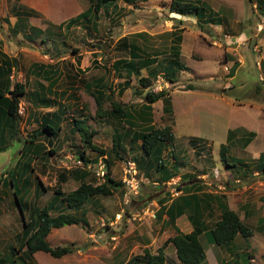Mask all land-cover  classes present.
<instances>
[{
	"label": "rangeland",
	"instance_id": "obj_1",
	"mask_svg": "<svg viewBox=\"0 0 264 264\" xmlns=\"http://www.w3.org/2000/svg\"><path fill=\"white\" fill-rule=\"evenodd\" d=\"M52 1L55 2V0ZM77 1L85 9L88 7L89 0ZM205 1L207 7L217 11L222 19L221 24L197 23L194 17L171 12V0H113L106 11L102 9L99 12L97 32L87 30L85 23L83 25L77 23L70 29H63V35H58L60 34L57 27L59 23L50 22L42 18L40 14L33 17L34 19L31 17L32 24L29 23V18L25 19L22 23V29L25 32L31 31L30 26L45 29L48 24L53 23L51 30L57 35L48 37L44 42L41 41L42 36L30 42L22 35H19V40L11 33L13 36L10 37L6 51L18 58V67L12 73L11 81L23 84L29 92H32L33 88L38 90V85H35L36 78L27 73V66L33 62L43 65L57 62L58 85L53 90L55 94L51 93L50 96L56 100L57 105L60 103L67 107L60 121L62 130L58 137L52 139L51 135H44L45 137L36 139L35 143H42L44 152L48 151V139H51L49 144H53L66 134L70 135L69 129L72 126L70 120L83 116L86 118V124L98 132L95 144L109 151L112 135L123 123L97 114L95 99L85 89L84 83L90 82L96 76L104 78L105 85L102 87L106 88L108 98L102 102V110H109L112 101L120 102L127 107L140 106L145 102L144 93L147 89L138 85V77L140 74L146 76L147 68H143L139 75H132L131 87L121 95L117 92L110 95L111 90L122 80L114 74L112 63L120 58L129 59L128 49L119 48V41L122 37H129L130 41L137 43L143 49H156L157 59L164 65L165 59H169L170 55L168 46L170 36L166 33L174 27L183 28L180 30L182 31L180 61L185 69L176 73L175 83L172 84L163 79L162 69L159 68L157 78L153 80L152 87L149 89L154 91L168 89L171 97L175 152L169 151V147L165 149L163 154L166 159L165 164L168 170L178 169L176 172V175L180 176L178 186L196 181V179L193 180V176H197L201 171L192 167V159L189 160V155H184V152H187V140L192 136L207 137L209 140H205L204 152L200 153V156L194 155L193 160L199 161L200 164L214 163L213 168L217 169V173H213L216 170L213 169L208 176H202L203 179L200 180L209 183L207 187L211 190L217 189V192H220L215 184H222L224 180L231 179L228 173L232 174L233 171L220 159L221 143L229 144L227 155L244 158L252 152L244 149L243 136L246 135V130L242 126L254 124L258 128L253 126L250 128L256 130L259 135L263 134L261 130H264V46L258 42L264 36V16L259 13L255 0ZM0 14L1 37L8 42L6 36L8 24L6 25L3 18H8L11 13L6 12L5 7L2 6ZM134 34L137 35L132 39L131 36ZM212 34L217 37L212 38ZM236 42L239 44L238 47ZM73 49L76 51L74 52ZM93 60L97 61L96 66L91 65ZM260 63L262 66H259ZM233 65L235 71L230 78L229 69ZM43 84L45 85L46 82L43 81ZM135 89L140 92L134 91ZM41 92L42 99L45 97L52 100L48 92ZM28 99L29 97L26 96L20 99L19 105L25 108V115L14 120L16 134L9 129L5 134L6 148L0 152V177L10 170L13 172V166L19 162L18 159L29 160L27 159L29 153L23 156L20 154V149L23 143H26L25 140H31L34 130L39 126L40 117L51 107L42 103L38 107L33 104L30 117L25 123L31 108V101ZM162 105L161 100L153 104L152 120L157 127L171 123L163 115ZM261 107L263 110L260 109ZM55 109L56 107H52V110ZM46 114L45 117H51V113ZM51 118L56 120L60 117ZM50 124L52 125V122ZM236 127L239 130L235 136L231 140L227 139L228 128ZM119 129L124 131L125 127ZM79 144V137L75 135V138L67 142L63 141V145L59 148L63 146L64 150L58 153L46 152V158L43 156L32 160L30 167L34 168L35 175L41 174L39 178L47 189L38 196L32 193L25 195L24 199L28 204L25 213L28 219L32 209L41 208L48 202L56 185L61 186L64 192L78 186L79 181L69 177L66 172L77 169L70 155L76 154V147L73 146ZM123 145L126 149L121 152V159L110 153H107L105 157L108 160L107 167L110 175L116 181L123 177V162L128 158L134 160L133 155L139 154L137 147L133 150L129 149L128 138L124 139ZM171 153L177 157L173 165ZM182 155H184L183 158ZM89 156L96 157V154L90 153ZM181 158L183 161L180 162ZM144 169L137 167V177L143 180L139 184L137 195H130L126 201L123 186L114 189L111 195H97L82 207L85 209L86 223L80 221L77 224L51 230L46 237L49 245L51 247L69 246L72 249L70 253L55 258L49 253L38 251L33 254L35 263L130 264L129 259L137 254H143L144 249L150 250L152 254L155 253L172 232L171 227H163L161 218H157V209L161 203L160 200L167 199L164 197L165 193L171 194L172 189L177 185L161 183L158 180V172L153 168ZM144 171L147 174H144ZM63 173L66 174L67 181L61 183L59 178ZM32 177L35 178L33 174ZM35 179L40 185L37 177ZM87 180L98 183L91 175L87 177ZM172 196L176 198L175 195L172 194ZM233 199L238 200L237 197ZM247 199H250V196H247ZM13 200L10 186L6 188L0 186V254L6 253L11 245L19 246L16 234L21 231L22 222L18 209L12 203ZM117 213H121L122 217L117 223L112 224ZM52 214L54 215L55 212L52 211ZM75 216L80 214L76 212ZM164 229L166 233H163ZM245 242L248 243L250 252L259 253V247L252 240L247 239ZM203 243H205L204 239ZM171 248H174L173 245ZM21 252H18V256ZM169 255L171 256L166 258L167 264H174L171 263L174 255L172 253Z\"/></svg>",
	"mask_w": 264,
	"mask_h": 264
},
{
	"label": "trees",
	"instance_id": "obj_2",
	"mask_svg": "<svg viewBox=\"0 0 264 264\" xmlns=\"http://www.w3.org/2000/svg\"><path fill=\"white\" fill-rule=\"evenodd\" d=\"M256 7L259 13L264 16V1L255 0ZM113 0H89L88 7L77 14L60 22L58 29L60 34L63 35V29H70L73 25L79 23L83 25L87 30L98 31V16L99 12L109 7ZM171 12L177 13L182 16L195 17L197 23H222V19L219 14L212 11L207 7L206 3L202 0H171L170 5ZM30 14H36L31 9L24 7L15 8L14 15L17 19L14 23V27L19 29L22 25V16H28ZM1 19V18H0ZM52 26L54 24H48L45 29L31 27L29 35H25V38L32 42L33 36L41 37V41L44 42L48 37L57 35L52 33ZM56 26V25H55ZM183 29V28H181ZM181 29L174 28L170 32L166 33L170 36L169 39V59H165V64L162 65L157 59L156 49H143L137 43L130 41L129 37H122L118 43L119 48L128 49L129 59L120 58L112 63L114 74L124 80L117 84V86L111 90V94L114 92L122 94L126 88L129 87L132 75H139L143 68L148 69L146 76L138 77V85L143 89H147L144 93V101L140 106H123L120 102H111V108L109 110L101 109L102 102L108 98L106 88L99 83L84 84L85 89L91 93L95 99L97 106V114L107 119H115L121 124L119 128H124L121 131L119 128L115 129L112 135V145L109 151L100 148L92 141L93 136L97 133L94 128H90L86 124V118L72 119V125L75 131L79 134L80 139L88 150L96 154L94 159L89 158L86 155V151L83 149L77 153L85 163L96 162L99 156L107 157V153L112 154L116 158L121 159V152L125 151L123 145L124 139L128 138L131 150L137 147L138 155H133V161L139 169L148 170L153 168L158 172V180L161 183L169 181L171 178L176 177V173L173 169L168 170L165 164L164 151L168 145L172 144L174 140V134L172 131L173 124V108L171 97L168 89H161L158 91L149 90L152 87L153 80L157 78L159 68L162 69V77L165 81L174 84L176 79V73L185 69V66L180 61V43L182 40ZM137 34L132 35V39ZM128 39V40H127ZM75 52L76 50L73 49ZM163 61V60H162ZM97 61L93 60L92 65H96ZM156 64V66H152ZM49 67V64H34V67H40L44 71V67ZM18 67V59L16 57H10L0 51V152L5 150V134L9 129L10 132L16 134L14 120L19 117L17 110L20 101V97L24 96V85L18 82L12 83L11 75L12 71ZM57 62L52 64V79L49 81L48 89L52 94H55L53 89L58 85L57 75L59 74ZM40 71V70H39ZM47 72H51L48 70ZM125 75V77L123 76ZM192 87V86H190ZM117 88V89H116ZM109 89H111L109 87ZM45 92V90H43ZM134 91L140 92L135 89ZM37 101V98H35ZM34 100V99H33ZM158 100L162 101V113L168 118L169 124H165L161 127H157L153 124L152 109L153 104ZM42 104L52 105L56 103L55 99L43 98ZM41 103V102H40ZM60 104V103H58ZM62 112H65V107L61 105ZM64 107V108H63ZM60 118L56 120L51 118H45L39 131L46 133V135L55 136L60 129L58 123ZM52 122V125L50 124ZM239 129H230L227 131V139H232ZM243 136V143L246 144L254 136L252 132H246ZM37 134H34L32 138H36ZM242 138V137H241ZM33 143L34 141H29ZM41 144L38 143L37 146ZM229 151V144L222 143L219 148L220 159L228 167L235 168L241 163L237 157L227 155ZM37 153V152H36ZM36 153L29 154L28 161H24L27 169H30L32 160L39 155ZM50 153H53L50 150ZM23 155H26L23 154ZM229 159V161H228ZM106 165L108 160L105 158ZM22 163V162H21ZM226 167V166H225ZM248 168V167H247ZM175 169V168H174ZM254 170L264 174V152H262L256 164L252 167ZM108 170V167H107ZM250 170L249 168L247 169ZM11 172V173H10ZM7 174H2L0 177V186L6 188L10 186L12 198L14 200V206L19 211L20 221L22 222L21 231L16 234V239L19 242V246L11 245L8 247L6 253L0 254V264H37L34 261L33 254L38 251L49 253L51 256L58 258L64 256L72 251L69 246H57L51 247L46 239L48 234L53 228H60L65 225L77 224L80 221L86 223L85 209L82 208L85 203L90 201L97 195L107 196L111 195L113 190L122 186L121 180L116 181L110 175H108L101 183H91L87 180L91 174L84 169H73L70 173L76 177L79 181L78 186L68 192L61 190L60 186L53 188L52 200L46 202L41 208H34L31 210L29 219L26 216L25 208H28L27 202L17 192V186L20 181L15 178V171L10 170ZM233 173V172H232ZM90 174V175H89ZM144 174H147L144 171ZM92 178V177H91ZM66 179V175L60 174V180ZM95 181V180H94ZM42 185L41 191H46V186ZM201 186V185H200ZM202 187L194 184H186L183 186H176V189L181 190V194L173 198L171 202L166 206L162 203L164 198L161 199L160 207L157 211V218H161L163 214L167 217V223H170L175 227L176 233L168 237L157 249L155 253H151L150 250L144 249L143 254H137L129 259L130 264H165V248L168 244L173 245L176 258L179 264H200L205 259V249L199 240V236L203 233L207 237L210 243L218 246L229 245L236 235H240L243 238H248L252 235L251 227L244 223L238 213L231 209L227 203L226 196L224 194L212 195L210 193L201 194L200 198L197 194ZM184 193V194H182ZM203 195V196H202ZM205 197H211L214 200L220 210L218 219L208 228L207 225L201 219V213L199 211V200ZM171 197L170 193L167 194V199ZM194 199L197 204H194ZM195 202V203H196ZM189 211L188 219L193 225L192 231L184 233L176 228L174 221L177 217L184 214L185 211ZM52 211L55 214H52ZM194 211V212H193ZM78 212L80 216H75ZM21 254L18 256V252ZM18 256V257H15Z\"/></svg>",
	"mask_w": 264,
	"mask_h": 264
},
{
	"label": "crops",
	"instance_id": "obj_3",
	"mask_svg": "<svg viewBox=\"0 0 264 264\" xmlns=\"http://www.w3.org/2000/svg\"><path fill=\"white\" fill-rule=\"evenodd\" d=\"M202 1L204 3H206L205 0H202ZM52 2H53L52 0H0V13H1V7L2 6L5 7L6 12L11 13V16H9L8 18H3L6 25L8 24V26H6V28H7L6 36L8 38V42L1 37V33H0V51L3 52L4 54H7L10 57H16L15 55H10L11 52L6 51L7 47H8V43L10 42L9 41L10 37H12L14 35L17 38H19V35H22L25 38V35L26 34L29 35L28 33H30V31L25 32L22 29L23 24L21 25V27L19 29H16L14 27V23L17 19V16L14 15V11H15V8H17V7L21 6V7H24L26 9H31V10L36 12V14H30L28 16H22L20 18L22 20V22L25 19L29 18L30 24H32L31 17H32V19H34L33 17H37V15H39V14L42 18H44L50 22L60 23L64 20H67V19L73 17V16H76L77 14H79L80 12L85 10L84 6H81L79 4V1H77V0H55V2H53V3ZM215 12H217V11H215ZM3 17H6V16H3ZM213 24L219 25V23H213ZM31 27H36V26H30L29 28H31ZM174 28H177V27H174ZM177 29H179V28H177ZM223 35H225V34H223ZM33 37H34L33 40H35V38H37L34 35H33ZM211 37L216 38L217 36L212 34ZM19 40H20V38H19ZM258 43H260L262 46H264V36L262 38H260ZM236 44H237L236 47H238V45H239L238 42H236ZM20 51H22V50H20ZM34 64H37V63L33 62L30 64V66H27V73H30L31 76L33 75V77L36 78L35 79V85H38V90L37 89L35 90V88H33L32 89L33 91L29 92L28 90H26V87L24 86V92H25L24 96L29 97L28 100L31 101V103H30L31 108L29 109V112L26 116L25 123H27V121L30 117V111L34 107V105H37V107H38V105H40V102L44 103V101H42L43 94L41 91L45 90V92H48L49 97H51V99H52V96H50L52 90L49 91V89L47 87L48 84L50 83L49 81L52 79V64L49 63V65H50L49 67L45 66L43 68L44 71L42 69H39L40 67H34ZM46 64H48V63H45V65ZM91 65H92V62H91ZM96 65H92V66H96ZM260 65L262 66L261 63L259 64V66ZM18 70H19V68H18ZM39 70L42 71V73H39ZM48 70H51V72H47ZM229 70L231 71L229 76H230V78H232L234 75L235 66L234 65L231 66V68ZM41 74H42V76H41ZM121 79L122 80L120 82H122L124 80V78H121ZM43 81L46 82L45 85L43 84ZM99 82H101V84H103V85L105 84V80L102 76H100V77L96 76V77L92 78V80L90 82H85L84 84H87V83L88 84H90V83L95 84V83H99ZM130 87H131V81H130V85L128 88H130ZM55 89H56V87L53 90H55ZM35 98H37V101H32ZM20 99H21V97H20ZM19 103H20V101H19ZM50 106H48V107H50L48 112L51 113V117H55V118L60 117V119L58 121V123L60 125V129L55 136L52 135V139H55L58 137V135L60 134V132L62 130L60 121H61L62 115H64L66 113L67 107L63 105L65 107V112H62L61 104L57 105V102H56L53 104V106L52 105H50ZM52 107H56V109L52 110ZM28 108H29V106H28ZM260 109L263 110L262 107ZM48 112H46V113H48ZM46 113L43 114L39 119V121H40L39 126H38L39 128H40V125L44 121V117L47 115ZM51 117L47 116L45 118H51ZM81 118H83V116ZM71 122H72V120H70V124L72 125ZM173 124H174V121H173ZM173 124H172V131H173ZM251 126H253L254 128H258L254 124H252V125L247 124L246 127L245 126H242V127H244L246 132H252L254 134V136L251 138V140L249 142H247L245 145L243 144L244 149L247 151L251 150L252 154L251 155L248 154L244 158H237L243 164H239L237 167L232 168L233 173L232 174L228 173V175L231 177V179L224 180V182L222 184H217V183L215 184V185H217L218 189H220V192H217V189L211 190L210 188L207 187V184H209V183H207L206 181L200 180V179H203V178H201L202 176H208L213 171V169H216V168H213L214 163L213 162H211V163L207 162L208 164L207 163L200 164L199 161L193 160V157H195L194 155L200 156V153L204 152V143L206 142L205 140H209V139L207 137H204V136L201 137V136L196 135V136H192V138H189L187 140V147H186L187 152H184V155L188 154L189 160L192 159V163H191L192 167L201 171L200 173L197 174V176H195V177L193 176V180L196 179V181H194V182L192 181L190 183V184H194V186L199 185V187H202L201 190L197 192L199 198H200L201 194H206V193H210L212 195L224 194L226 196L227 203H228L229 207L231 209L235 210L238 213V215L240 216V218L242 219V221L244 223L248 224L252 229V235L250 237H248L246 239L242 237L243 240L242 239L239 240V238L241 236L236 235V237L233 239V241L227 246H218L216 244L210 243L209 240H207V237L205 236V234L202 233L199 236V240L205 249V259L200 264H264V174L259 172L258 170L252 169V167L256 164V160L258 159L259 155L262 152H264V130L260 129L263 132V134L259 135L256 130L250 128ZM38 127H36V129L34 130V132L32 134V136L34 134H37V137L36 138L31 137V140H33L34 142L31 143V142H29L31 140H25L26 143H23L22 148L20 149L21 155H23L25 153L26 154L27 153L32 154V153L37 152L36 154H38L39 156L36 158H40L43 156H45V158H46V156H47L45 154L46 152L50 153V150H51L53 153H58V152L64 150V148H62L63 146L61 148H59L61 145H63V141L67 142L71 138H75V135H78L79 140H80V144H79L80 146L79 145L73 146V147H76V154L75 155H77L79 150L81 151L84 149L86 151V155L89 158H91V159L95 158V157L89 156V154L93 153V152H91L90 150L87 149V147L84 146V144L82 143V141L80 139L79 134L75 131L73 125L71 126V129H69L70 135L66 134L65 136H63L61 138V140L54 141L53 144H49V143H51V141H50L51 139H48V142H49V143H47L48 151L44 152L43 144L41 143L40 146H37V144L40 142L35 143L36 139H38L39 137H45L44 135H46L44 133H41L39 131ZM233 129H238V128L236 127ZM228 130H230V128H228ZM7 132H8V130L6 131V133ZM96 132H97V130H96ZM96 135H98V132L93 136L94 138H92V141L94 144L96 141L95 140ZM174 141H175V137H174L172 144L167 146V148L169 147L168 148L169 151L171 150V151L175 152V150H174V146H175L174 143L175 142ZM4 143L6 144V142H4ZM224 143H226V142H224ZM73 147H71V149ZM5 148H6V146H5ZM57 149H59V150H57ZM172 153H171V155H172ZM71 155H73V153ZM184 155H182V158L184 157ZM23 156H26V155H23ZM172 158H173V162H172V165H173V164H175L177 157L172 155ZM182 158L180 159V162L183 161ZM197 158H199V157H197ZM27 159H28V157H27ZM18 161L19 162L16 161L17 163L13 166V170L15 171V178H16V180L18 179L20 181L19 185L17 186L18 194H20L24 198L30 193H32L34 196H38V194H42L43 193L41 191L42 185L41 184L38 185V183H36V179H35L37 177V180L41 181V179L39 178V176L41 174L35 175L33 172L34 168H31V167H30V169L26 168L24 161H28V160L21 161V159H18ZM43 165L45 166L44 163H43ZM201 165H203V166H201ZM247 167L250 169L249 171L247 170L248 169ZM177 170L178 169H174V172L176 173ZM29 171H31V173ZM71 171L72 170H67L66 173H68L69 177L76 179V177L72 176V174L70 173ZM225 171L228 172L227 168H225ZM192 172H194V171H192ZM213 173H217V169ZM32 174L35 176V178L32 177ZM158 177H159V174H158ZM176 177L180 178V176H178V175H176ZM32 178H33V181H32ZM66 181H67V178L64 179L63 181L61 180V183L66 182ZM235 183H237V184H235ZM57 186L58 185H56V187ZM60 188H61V186H60ZM222 190H225V191H222ZM167 194L168 193H165V196H164L165 198H167ZM182 194H184V193H182ZM170 195L172 196V194H170ZM52 196H53V194H52ZM52 196L48 201L52 200ZM202 196H201V198H202ZM247 196H250V199H247ZM234 197H237L238 200L236 201L235 199H233ZM173 198H174V196H172L169 199H166L165 201L162 200V203L167 206ZM25 202H26V200H25ZM195 202H196V200L194 199L193 207L195 206L194 204H197V202L196 203ZM159 207H160V205H159ZM198 207L200 208L199 211H200L201 216H202L201 217L202 221L209 228L218 219L219 214H220V210L218 208L217 203L214 200H212L211 197H205V198H202L201 200H199V206ZM158 209H157V211H158ZM190 213L187 209V211H185L184 214L177 217L174 221L176 228H178L180 231H182L184 233H188V232L192 231V229H193V225L188 219V214H190ZM154 215H155V212H154ZM163 216H164V218H163ZM160 220H162L163 227L169 226L172 229V232L170 235H168V237H170L176 233L175 227L172 226L170 223H167V217L165 214L162 215ZM18 233L19 232H17V234ZM163 233H166V229H164ZM203 239H204L206 244L203 243ZM247 239L252 240L254 242V244H256L259 247V253L258 254H253L252 251L250 252L248 250V243L245 242V241H247ZM235 248H237V249H235ZM171 253L174 255V258H173L174 260H171V263L179 264V261L176 258L174 248L172 249L171 244H168L165 248V257L168 258L169 256H171V255H169ZM208 253H209V255H208ZM167 263L168 262L166 259L165 264H167Z\"/></svg>",
	"mask_w": 264,
	"mask_h": 264
},
{
	"label": "built area",
	"instance_id": "obj_4",
	"mask_svg": "<svg viewBox=\"0 0 264 264\" xmlns=\"http://www.w3.org/2000/svg\"><path fill=\"white\" fill-rule=\"evenodd\" d=\"M259 28H261V24H259ZM14 71L15 70H13L12 73ZM17 113L19 117H21L22 115H25V108L18 105ZM70 157L72 158L74 162V167L87 170L91 174V176H93V178H95L98 181V183L103 182L106 176L108 175L107 165L104 160L105 156H99L96 162H88V163H85L82 160V158L78 155H74V156L70 155ZM122 172H123V177L121 178V182L123 186V195L125 197V200L127 201L130 195L138 194L139 184L143 180L137 177L138 170H137L136 163L130 158L126 159L123 162ZM167 182L172 185H178L179 178L174 177V178H171ZM171 192H172L171 194L178 196L181 193V190H178L175 187L172 189ZM121 217H122V214L117 213L115 215V220L111 223L112 224L117 223L121 219ZM102 224L104 223L102 222Z\"/></svg>",
	"mask_w": 264,
	"mask_h": 264
}]
</instances>
